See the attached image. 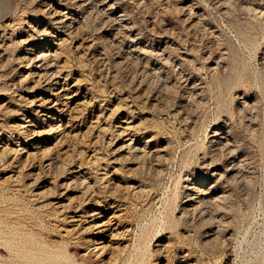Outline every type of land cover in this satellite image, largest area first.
I'll return each instance as SVG.
<instances>
[{"label": "rangeland", "instance_id": "rangeland-1", "mask_svg": "<svg viewBox=\"0 0 264 264\" xmlns=\"http://www.w3.org/2000/svg\"><path fill=\"white\" fill-rule=\"evenodd\" d=\"M77 1L67 7L81 34L62 36L49 22L52 0H0V50L9 51L0 56V264H264V0H113L135 43L92 0ZM48 24L41 43L31 25ZM32 43L55 55L54 69L19 61ZM35 64L60 72L47 80ZM58 88L66 96L52 95ZM46 95L39 113L26 102ZM34 128L40 149L23 137ZM130 136L158 150L160 174L137 159ZM216 170L226 171L215 190L224 200L188 213L185 187L213 185Z\"/></svg>", "mask_w": 264, "mask_h": 264}, {"label": "bare ground", "instance_id": "bare-ground-1", "mask_svg": "<svg viewBox=\"0 0 264 264\" xmlns=\"http://www.w3.org/2000/svg\"><path fill=\"white\" fill-rule=\"evenodd\" d=\"M70 1V0H69ZM73 1V0H72ZM79 1V3L82 5V6H84V5H86V3H83L85 0H78ZM77 1V2H78ZM88 1H90V0H88ZM115 1V0H114ZM117 1V0H116ZM92 2H93V5H92V9L93 8H95V7H101L102 9V11H104L103 13H105V14H107V16L109 17V19H112V21H114V23L116 24V25H118V30L119 31H121V27H123V29L122 30H124V31H121V33L122 32H127V34L129 35V38L131 39V41L132 42H134L135 43V41L137 40V38H138V36H134L133 34H132V31H133V26H131V25H129L128 23V25H125L126 23V21H125V11H124V13H119L118 14V11H117V3L116 2H113V0H92ZM92 2H90L91 4H92ZM52 3L53 4H51V6L52 7H50V11H48L49 12V22H50V24H52V25H54L56 28H58L60 31H61V34L60 35H62V34H67V33H72V32H74L75 33V31L74 30H77L78 29V27L75 25V23H76V21H77V16H78V14L77 13H72V12H70V10H69V8L67 7L68 6V3L69 2H67V0H52ZM118 3H120V2H118ZM49 4V3H48ZM89 4V3H88ZM124 4V3H123ZM121 5V4H120ZM126 5V4H125ZM49 6V5H48ZM78 6H80V5H78ZM90 6V5H89ZM119 6V5H118ZM123 6V5H122ZM87 7V6H86ZM85 7V8H86ZM76 8V7H75ZM91 8V7H90ZM72 9V8H71ZM89 9V8H88ZM123 9V8H122ZM46 10V8L44 9V11ZM91 10V9H90ZM95 10V9H94ZM97 10V9H96ZM100 10V8L98 9V11L97 12H101V11H99ZM82 11H83V13H85V10H83L82 9ZM88 11V10H87ZM92 11V10H91ZM130 11V10H129ZM46 12H47V10H46ZM77 12H79V11H77ZM93 12V11H92ZM96 12V11H95ZM96 12V13H97ZM123 12V11H122ZM102 13V12H101ZM86 14V13H85ZM89 15V14H88ZM87 14H86V16H88ZM91 15H93V14H91ZM125 15V16H124ZM47 16V17H48ZM85 16V20H86V18H87V20H88V17H86ZM183 18V17H182ZM189 18V17H188ZM108 19V20H109ZM86 20V21H87ZM90 20V19H89ZM88 20V21H89ZM107 20V21H108ZM45 21V20H44ZM46 21H48V20H46ZM192 21V20H191ZM31 22V21H30ZM11 23V22H10ZM106 23V22H105ZM123 23H125L124 25H123ZM29 24V23H28ZM83 24V23H82ZM81 24V25H82ZM107 24V23H106ZM110 24V23H109ZM154 24V23H153ZM108 25V24H107ZM111 25V24H110ZM115 25V26H116ZM32 26V28H31V30H32V34L37 38L38 36L39 37H41V36H45V35H47L48 34V28H49V24H48V26L47 27H43V29H41L40 28V26L39 25H31ZM76 26V27H75ZM85 26V25H84ZM5 27V26H4ZM30 27V26H29ZM83 26H81V28H82ZM113 27V26H112ZM135 27V26H134ZM116 28V27H115ZM27 29H28V27H27ZM55 29V28H54ZM110 29H111V26H110ZM81 30V29H80ZM80 30H77L76 32H78V31H80ZM83 30V29H82ZM117 30V31H118ZM162 30V29H161ZM172 30V29H171ZM50 31V30H49ZM67 31H69V32H67ZM117 31H115L116 33H118ZM56 32V31H55ZM140 32V31H139ZM57 33V32H56ZM74 33H72V34H74ZM78 33H80L81 34V31L80 32H78ZM52 35H53V32L51 33ZM71 34V35H72ZM125 34V33H124ZM29 35H31V34H29ZM117 35V34H116ZM141 35V34H140ZM11 36V35H10ZM63 36V35H62ZM115 36V35H114ZM124 36H126V35H124ZM1 37V36H0ZM31 37V36H30ZM88 37V36H87ZM87 37H86V39H87ZM128 37V36H127ZM142 37V36H141ZM32 38H34V37H32ZM31 38V39H32ZM53 38V37H52ZM57 38V37H56ZM60 38V37H59ZM65 38H66V35H65ZM65 38H63V39H65ZM72 38V37H71ZM74 38H75V36H74ZM85 38V37H84ZM140 38V37H139ZM1 39V38H0ZM10 39V38H9ZM29 39V38H28ZM28 39H27V41H28ZM96 39H98V38H96ZM127 39V38H126ZM130 39H128V40H130ZM141 39V38H140ZM143 39V38H142ZM3 40V39H2ZM22 40H24V39H22ZM21 40V41H22ZM35 40V39H34ZM45 40H47V37L46 38H43V37H41L40 38V42L41 43H44L43 41H45ZM50 40V39H49ZM4 41H5V39H4ZM59 41H61V40H59ZM63 41V40H62ZM66 41V40H65ZM87 41V40H86ZM93 41V40H92ZM112 41H114V40H112ZM124 41V40H123ZM12 42V41H11ZM22 42H24V41H22ZM35 42V41H34ZM64 42V41H63ZM91 42V41H90ZM154 42V41H153ZM174 42V41H173ZM10 42H8V44H9ZM25 43V42H24ZM27 43V42H26ZM40 43V44H41ZM95 43V42H94ZM120 43V42H119ZM138 43V42H137ZM143 43V42H142ZM3 45H4V42L2 43ZM27 44H29V43H27ZM33 44V43H32ZM54 44V43H53ZM132 44V43H131ZM144 44V43H143ZM6 45V44H5ZM9 45H11V44H9ZM43 45V44H42ZM79 44H77V46H78ZM81 45V44H80ZM79 45V46H80ZM87 45H88V43H87ZM89 45L90 46H92L91 45V43H89ZM115 45V44H114ZM1 46V45H0ZM7 46V45H6ZM5 46V47H6ZM78 46V47H79ZM90 46H88V47H90ZM129 46H130V44H129ZM139 46V45H138ZM137 46V47H138ZM8 47V46H7ZM134 47H136V45L134 46ZM133 47V48H134ZM136 47V48H137ZM141 47H142V45H141ZM2 48V47H1ZM4 48V47H3ZM2 48V49H3ZM37 43H34L33 45H30V46H27V48L24 50V52H22L21 53V55H19V61H21V62H23V61H27L28 62V64L30 63V64H33L36 60H38V59H43V60H45V63L47 62V67H54L55 65H56V61H55V55H53V57L52 56H49L50 54V50H48V51H50V52H48V54L49 55H47V52H46V54H45V48L44 49H40V51H38L37 50ZM132 48V49H133ZM145 48V47H144ZM5 49V48H4ZM22 49V48H21ZM47 49V48H46ZM78 49V48H77ZM92 49V48H91ZM90 49V50H91ZM8 50V49H7ZM10 50V49H9ZM55 50H57V49H55ZM55 50H54V53H55ZM135 50V49H134ZM138 50H139V48H138ZM144 51L146 50V49H143ZM12 51V50H11ZM101 51V50H100ZM147 51V50H146ZM6 50H0V56H2V55H4V54H6ZM9 52V51H8ZM7 52V53H8ZM38 52V53H37ZM59 52V51H58ZM127 52V51H126ZM143 52V51H142ZM53 53V52H52ZM103 53H105V52H103ZM145 53V52H144ZM143 53V54H144ZM148 53V52H147ZM81 54H83V52L81 53ZM99 54V53H98ZM132 54V53H131ZM10 55V54H9ZM96 55V54H95ZM100 55V54H99ZM135 55H136V53H135ZM146 55V54H145ZM81 55H79V57H80ZM18 57V56H17ZM100 56H98V58H99ZM125 57V56H124ZM127 57V56H126ZM138 57V56H137ZM11 58V57H10ZM57 58H58V56H57ZM81 58V57H80ZM105 58V57H104ZM97 59V58H96ZM2 60V59H1ZM43 60H41V62L43 61ZM95 60V59H94ZM17 61V60H16ZM18 61V62H19ZM95 61H98V60H95ZM104 61V60H103ZM146 61V60H145ZM6 62V61H5ZM40 62V63H41ZM102 62V61H101ZM106 63H107V61H105ZM137 62V61H136ZM142 62V61H141ZM1 63H3V62H1ZM24 63V62H23ZM59 63V62H58ZM95 63H97V62H95ZM103 63V62H102ZM4 64H6V63H4ZM27 64V65H28ZM60 64V63H59ZM99 64V63H98ZM26 65V66H27ZM36 65V64H35ZM37 65H39V64H37ZM36 65V67L39 69V72H41L40 74L42 75V76H45V78H47V80H48V78L49 79H52L53 78V76H56V73L59 71L60 72V68H57V69H55V70H50L49 68L47 69V68H45L46 66H44V69L43 68H41V66L43 65H41V66H37ZM102 65V64H101ZM100 65V66H101ZM4 66V65H3ZM2 65H1V67H3ZM30 66V65H29ZM63 66V65H62ZM107 66V65H106ZM109 66V65H108ZM126 66V65H125ZM31 67V66H30ZM30 67H29V69H30ZM103 68V67H102ZM146 68V67H145ZM32 69V68H31ZM52 69H54V68H52ZM105 69V68H104ZM106 69H108V67L106 68ZM148 69V68H147ZM34 70V69H33ZM109 70H111V69H108V71ZM38 71V70H37ZM107 71V72H108ZM58 72V73H59ZM106 72V73H107ZM109 72H111V71H109ZM113 72V71H112ZM180 72V71H179ZM35 73V72H34ZM43 73V74H42ZM114 73V72H113ZM29 74V73H28ZM111 74V73H110ZM116 74V73H115ZM180 74V73H179ZM31 75V74H30ZM32 75H33V73H32ZM31 75V76H32ZM35 75H37L36 73H35ZM58 75H60V74H58ZM106 75V74H105ZM109 75V74H108ZM28 76V75H27ZM30 76V77H31ZM42 76H38L39 78L41 77V79H42ZM110 76V75H109ZM115 76V75H114ZM125 76V75H124ZM22 77V76H21ZM60 77V76H59ZM112 77V76H111ZM27 78V77H26ZM29 78V77H28ZM152 78V77H151ZM184 78V77H183ZM17 79V78H16ZM44 80V79H43ZM102 80V79H101ZM59 81V80H58ZM185 81V80H184ZM41 82H42V80H41ZM45 82H46V80H45ZM55 82V81H54ZM52 82L51 81V83H50V85H47V87L49 86V88L50 87H54L53 85L57 82ZM30 83V82H29ZM37 84H38V79H37V82H36ZM120 83V82H119ZM134 83V82H133ZM196 83V82H195ZM49 84V83H48ZM187 84H188V82H187ZM33 85H35V84H33ZM33 85H32V87H33ZM192 85V84H191ZM55 86H58V85H55ZM193 86V85H192ZM203 86V85H202ZM31 87V86H30ZM42 87V86H41ZM63 87V86H62ZM201 87V86H200ZM48 88V89H49ZM187 88V87H186ZM193 88H194V86H193ZM59 89V88H58ZM61 89V88H60ZM59 89V91H57V92H55L54 94H52V95H55V97H57L58 99L61 97V96H66V93H64V94H61V91H63V90H60ZM63 89V88H62ZM203 89V88H202ZM34 90V89H33ZM50 90V89H49ZM47 91V90H46ZM51 93H52V91H50ZM68 92V91H67ZM43 93V92H42ZM48 93V92H47ZM6 95V94H5ZM38 95V94H37ZM42 95V94H41ZM54 97V96H53ZM54 97V98H55ZM144 98V97H143ZM26 99H27V103L30 105V106H32V110L33 111H35V112H38L39 113V111H40V107H46L51 101H52V99H50V98H48L47 97V95L46 96H36L35 98H33V99H30V98H27L26 97ZM30 99V100H29ZM65 100V99H64ZM201 100V99H200ZM8 101V100H7ZM60 101V100H59ZM6 102V101H5ZM23 102H25L24 100H23ZM58 102V101H57ZM189 102V101H188ZM52 103V102H51ZM26 105V104H25ZM10 106V105H9ZM8 106V107H9ZM34 106V107H33ZM246 106V105H245ZM38 107H39V109H38ZM28 108H29V106H28ZM31 108V107H30ZM5 109V108H4ZM46 109V108H45ZM43 110V109H42ZM6 111H8L7 110V108H6ZM22 111V110H21ZM8 112H10V111H8ZM30 112V111H29ZM38 113H35L36 115L38 114ZM35 115V116H36ZM41 115V114H40ZM29 116H31V115H29ZM33 116V115H32ZM42 116H44L43 114H42ZM36 118V117H35ZM26 119V118H25ZM37 119V118H36ZM43 119V118H42ZM127 119V118H126ZM46 120V119H45ZM121 120H122V118H121ZM26 121V120H25ZM27 121H31V120H27ZM37 121V120H36ZM41 121H44V120H41ZM40 121V122H41ZM34 122V121H33ZM48 121H46V123H47ZM127 122V121H126ZM43 123V122H42ZM45 123V122H44ZM123 123V122H122ZM9 124V123H8ZM20 125H22L21 123H19ZM30 124V123H29ZM33 124V123H32ZM39 124V123H38ZM49 124H51V123H49ZM11 125V124H10ZM23 125H24V123H23ZM122 125V124H121ZM120 125V126H121ZM16 126V125H15ZM25 126H26V124H25ZM39 126V125H38ZM50 126V125H49ZM53 126V125H52ZM56 126V125H55ZM54 126V127H55ZM53 127V128H54ZM113 127V126H112ZM127 128H128V126H126ZM9 128V127H8ZM7 128V129H8ZM12 128V127H11ZM22 128V127H21ZM24 128V127H23ZM26 128V127H25ZM43 128V127H42ZM41 128V129H42ZM48 128V127H47ZM119 128V127H118ZM118 128H117V130H118ZM123 128V127H122ZM12 129H14V128H12ZM46 129V128H45ZM50 129H52V128H50ZM129 129V128H128ZM27 131H25L24 133H26L25 135H24V133H23V137H29L30 136V138H29V140H28V142L30 143V144H28V145H30V146H33L34 148H39L40 147V142H42V141H40L41 139H38L39 141H37V139H36V137H35V135H36V133H40V134H42V130L39 132V130H38V132H36V130H35V128L34 129H26ZM127 129H122L121 130V133L123 134V133H125V131H126ZM222 130V129H221ZM1 131V130H0ZM13 131H15V129L13 130ZM12 131V132H13ZM22 131H23V129H22ZM223 131V130H222ZM8 132V131H7ZM47 132V131H46ZM116 132V131H115ZM221 132V131H220ZM219 131H215L214 132V138H215V142H220L221 141V139L222 138H225L226 136H224V134L222 135V136H220L219 135V133H220ZM19 133V132H18ZM45 133V132H44ZM120 133V132H119ZM120 133V134H121ZM127 133V132H126ZM126 133H125V135H126ZM228 133V132H227ZM39 134V135H40ZM48 134H50V133H48ZM55 134V133H54ZM226 134V133H225ZM52 135V134H51ZM64 135V134H63ZM118 135V134H117ZM131 135V134H130ZM227 135V134H226ZM61 136V135H60ZM109 136V135H108ZM129 136V135H128ZM41 137V136H40ZM120 137V136H119ZM169 137V136H168ZM42 138V137H41ZM59 138H61V137H59ZM62 138H63V136H62ZM117 138V137H116ZM28 139V138H27ZM43 139V138H42ZM52 139V138H51ZM64 139H66V136H65V138H63V140ZM128 140H130V142L128 143L127 142V145L129 144L130 146L129 147H131L134 151H135V155H136V157H137V159L139 160H141V159H146V158H149V160H150V162H152V163H154L155 164V170H156V173L157 172H159V174H160V172H161V169H159V166H161V162L163 161V158H162V161H160V154L157 152V151H155V150H153V151H151V149H148L147 148V146L146 145H144V146H139V145H137V144H135V142H136V138L135 137H133V136H130L129 138H127ZM145 139V138H144ZM212 139V138H211ZM228 139H229V137H228ZM25 140V139H24ZM222 140H224V139H222ZM232 140V139H231ZM59 141V140H58ZM61 141V140H60ZM227 142V141H226ZM229 142H230V140H229ZM43 143V142H42ZM47 143V142H46ZM231 143V142H230ZM49 144V143H48ZM107 144V143H106ZM231 144H233V143H231ZM230 144L229 143H224L223 144V146H225V149L228 151V153H229V156L230 157H234V155H233V152H232V148H230V146H229ZM47 146V145H46ZM220 146V145H219ZM232 146V145H231ZM236 146V145H235ZM25 148V147H24ZM41 148V147H40ZM39 148V149H40ZM49 149H50V147H48ZM47 148V149H48ZM15 149V148H14ZM37 149L35 150V151H37ZM43 149V148H42ZM115 149V148H114ZM164 150H166L165 148H163ZM162 149V150H163ZM222 149V148H221ZM225 149H223V150H225ZM16 150V149H15ZM51 150V149H50ZM74 150V149H73ZM160 150V149H159ZM19 151V150H18ZM20 151H22V150H20ZM43 151V150H42ZM236 151V150H235ZM16 152H17V150H16ZM39 152H41V151H39ZM38 152V153H39ZM80 152V151H79ZM161 152V151H160ZM166 152H167V150H166ZM238 152V151H237ZM37 153V154H38ZM42 153V152H41ZM165 153V152H164ZM28 154V153H27ZM34 154H35V152H34ZM79 154V153H78ZM97 154V153H96ZM161 154H163V153H161ZM235 154V153H234ZM224 155V154H223ZM78 156H81V153H80V155H77V157ZM162 156H164V155H161V157ZM236 157V156H235ZM239 157V156H238ZM244 158V157H243ZM204 159V158H203ZM227 159V158H226ZM51 160V159H50ZM165 160V159H164ZM240 160V159H239ZM72 161H73V159H72ZM72 161H71V163H72ZM87 161V160H86ZM143 161V160H142ZM154 161V162H153ZM205 161V160H204ZM231 161V160H230ZM140 162V161H139ZM149 162V161H148ZM212 162V161H211ZM235 162V159H234V161H233V163ZM240 162V161H239ZM46 163V162H45ZM227 163V162H226ZM51 164H52V162H50L49 161V163L47 164H44L47 168H49V167H51ZM57 164V163H56ZM75 164V163H74ZM143 164H146L145 163V161L143 162ZM239 164V163H238ZM78 165H80V164H78ZM77 165V166H78ZM212 165V163L209 165V166H211ZM232 165V164H231ZM235 165H237L236 164V162L234 163V166H232V167H230L229 169L230 170H233L234 169V167H236ZM43 166V165H42ZM53 166H54V164H53ZM52 166V167H53ZM56 166V165H55ZM66 166V165H65ZM70 166H71V164H70ZM205 166V165H204ZM228 166V165H227ZM230 166V165H229ZM74 167V166H73ZM80 167H81V165H80ZM162 167V166H161ZM77 168V167H76ZM226 169H227V167H225ZM239 168V167H238ZM53 169V168H52ZM72 169V168H71ZM70 169V170H71ZM209 169V168H208ZM216 169V168H215ZM214 169V170H215ZM51 170V168L49 169V171ZM67 171H68V169H66ZM207 170V169H206ZM220 170V169H219ZM228 170V169H227ZM237 170V169H236ZM73 172L75 171V169H73L72 170ZM76 171H79L78 170V168H77V170ZM210 171V170H209ZM238 171V170H237ZM240 171V170H239ZM239 171H238V173H239ZM69 172V171H68ZM80 172V171H79ZM222 172V171H221ZM221 172H217V170L216 171H214V172H212V176H213V179H214V184L213 185H209V187H204V184L203 185H201L200 184V182L198 181V180H196V181H192V182H190L186 187H185V191H184V189H183V191H184V200H183V203H184V209L188 212V213H190V212H197L199 209H200V207L205 203V202H208V203H215V205H217V203H219V202H222L223 200H224V198H225V195H227L226 193H225V190H223L222 188H221V190H219V194L218 193H216L215 192V190L218 188V184L220 183V185H221V182H220V179H222L221 177L225 174L224 172H226L225 170H224V174L223 173H221ZM43 173V172H42ZM50 173V172H49ZM107 173V172H106ZM230 173V172H229ZM16 174V173H15ZM79 174V173H78ZM80 174H84V173H80ZM162 174V173H161ZM194 174V173H193ZM227 174V173H226ZM232 174V173H231ZM69 175V174H68ZM107 175V174H106ZM235 175V174H234ZM54 176V175H53ZM71 176V175H70ZM69 176V177H70ZM105 176V175H104ZM236 176V175H235ZM37 177H39V175H36V178ZM90 177V176H89ZM226 177V176H225ZM35 178V177H34ZM59 178V177H58ZM82 178H83V176H82ZM228 178V177H227ZM73 179V178H72ZM79 179V178H78ZM77 179V180H78ZM85 178H83V180H84ZM90 179V178H89ZM92 179V178H91ZM105 179V178H104ZM103 178H102V180H104ZM187 179H189V178H187ZM237 179V178H236ZM235 179V180H236ZM36 180V179H35ZM51 180V179H50ZM58 180V179H57ZM69 180V179H68ZM79 180H81V179H79ZM95 180V179H94ZM99 180V178H97V181ZM194 180V179H193ZM210 180H211V178H210ZM225 180V179H224ZM228 180V179H227ZM230 180V179H229ZM48 181V180H47ZM61 181V180H60ZM74 181V180H73ZM106 181H107V178H106ZM191 181V180H190ZM209 181V180H208ZM43 182V181H42ZM53 182V181H52ZM58 182V181H57ZM79 182V181H78ZM83 182V181H82ZM87 182H88V180H87ZM99 182V181H98ZM109 182V181H108ZM202 182V181H201ZM206 182V181H205ZM227 182V181H226ZM72 183V182H71ZM91 184H92V182H90ZM96 183V182H95ZM94 183V184H95ZM203 183V182H202ZM61 184V183H60ZM93 184V185H94ZM97 184V183H96ZM212 184V183H211ZM98 185V184H97ZM144 185V184H143ZM206 185V184H205ZM58 186V185H57ZM64 186V185H63ZM66 186V185H65ZM95 186V185H94ZM118 186V185H117ZM88 187V186H87ZM92 187V186H91ZM97 187V186H96ZM96 187H94V188H96ZM54 188H56V187H54ZM65 188V187H64ZM103 188V187H102ZM134 188V187H133ZM214 188V189H213ZM220 188V187H219ZM218 188V189H219ZM226 188V187H225ZM61 189V188H60ZM227 189V188H226ZM57 190V189H56ZM64 190V189H63ZM62 190V191H63ZM96 190V189H95ZM223 190V191H222ZM228 190V189H227ZM84 192L83 193H85L86 191L85 190H83ZM218 191V190H217ZM229 191H232V190H230L229 189ZM228 191V193H230ZM60 192V191H59ZM95 193V192H94ZM37 194H38V192H37ZM60 194V193H59ZM64 194V193H63ZM231 194V193H230ZM85 195V194H84ZM232 195V194H231ZM23 196V195H22ZM65 196V195H64ZM83 196V195H82ZM87 196V195H86ZM61 197V196H60ZM102 197V196H101ZM86 198V197H85ZM3 199V198H2ZM228 199V198H227ZM89 200V199H88ZM11 201V200H10ZM93 201V200H92ZM93 203H95L94 201H93ZM115 203H116V201H115ZM58 204H60V202L58 203ZM66 204V203H65ZM96 204V203H95ZM61 205V204H60ZM81 205V204H80ZM83 205H86V203L84 202L83 203ZM210 205V204H209ZM233 205V204H232ZM231 205V206H232ZM79 206V205H78ZM66 207V206H65ZM81 207V206H80ZM91 207V206H90ZM211 207V206H210ZM224 207V206H223ZM227 207V206H226ZM67 208H68V206H67ZM83 208V207H82ZM218 208V207H217ZM65 209V208H64ZM76 209V208H75ZM229 209H230V207H229ZM232 209V208H231ZM230 209V210H231ZM61 210H63V209H61ZM78 211H79V209H77ZM76 210V211H77ZM92 210H94V209H92ZM215 210V209H214ZM224 210V209H223ZM29 211V210H28ZM93 212V211H92ZM215 212V211H214ZM213 212V213H214ZM219 212V211H218ZM221 212V211H220ZM227 212V211H226ZM95 213H97V212H95ZM201 213L203 214V211H201ZM207 213H208V211H207ZM211 213H212V210H211ZM212 213V214H213ZM199 214V213H198ZM73 215V214H72ZM91 215V214H90ZM93 215V214H92ZM183 215V214H182ZM186 215V214H185ZM203 215H205V214H203ZM210 215V214H209ZM226 215V214H225ZM188 216V215H187ZM186 216V217H187ZM206 216V215H205ZM215 216V215H214ZM78 217V216H77ZM182 217H184V216H182ZM206 217H208V216H206ZM211 217H213V216H211ZM217 217V216H216ZM222 217V216H221ZM224 217V216H223ZM227 217V216H226ZM193 218V217H192ZM201 218V217H200ZM204 218V217H203ZM218 218V217H217ZM202 219V218H201ZM183 220V219H182ZM193 220V219H192ZM203 220V219H202ZM206 220H208V219H206ZM213 220V219H212ZM215 220H216V218H215ZM225 220L226 219H224V222H225ZM205 221V220H204ZM209 221H211L210 220V218H209ZM214 221V220H213ZM218 221V220H217ZM223 221V220H222ZM203 222V221H202ZM216 222V221H215ZM219 222V221H218ZM224 222H223V224H224ZM221 223V222H220ZM219 223V224H220ZM217 224V223H216ZM218 224V225H219ZM222 224V223H221ZM222 224V225H223ZM37 225V224H36ZM213 225H214V222H213ZM3 226V225H2ZM212 226V225H211ZM217 226V225H216ZM220 226V225H219ZM21 227V226H20ZM221 227H223V226H221ZM224 228H226V226L224 227ZM229 228V227H228ZM215 229V228H214ZM220 230L221 228H217V230ZM216 230V229H215ZM225 229H223L222 231H224ZM188 231V230H187ZM221 231V232H222ZM228 231V230H227ZM13 232V231H12ZM23 232V231H22ZM216 232V231H215ZM220 232V233H221ZM208 233H210V232H208ZM217 233V232H216ZM219 233V232H218ZM219 233V234H220ZM223 233V232H222ZM7 234V233H6ZM39 234V233H38ZM212 234V233H211ZM215 234V233H214ZM226 234V233H225ZM218 235V234H217ZM213 236H216V235H213ZM219 236V235H218ZM224 236V233H223V235H222V237ZM45 237V236H44ZM19 238V237H18ZM29 238H31V236L29 237ZM209 238V237H208ZM215 238V237H214ZM1 239V238H0ZM17 239V238H16ZM19 239H21V238H19ZM210 239V238H209ZM18 240V239H17ZM16 240V241H17ZM32 240V239H31ZM23 241V240H22ZM38 241V240H37ZM194 241V240H193ZM9 242V241H8ZM25 242V241H24ZM28 242V241H27ZM30 242V241H29ZM23 243V242H22ZM36 243V242H35ZM41 243V242H40ZM222 243H224V242H222ZM1 244V243H0ZM25 244V243H24ZM27 244V243H26ZM32 244V243H31ZM34 244V243H33ZM42 244V243H41ZM15 245V244H14ZM16 245H18V244H16ZM21 245H23V244H21ZM30 245V244H29ZM38 245H39V243H38ZM44 244H42V245H40L41 247L43 246ZM47 245V244H46ZM229 245H230V243H229ZM6 246V245H5ZM45 246V245H44ZM43 246V247H44ZM22 247V246H21ZM28 247V246H27ZM30 247V246H29ZM39 247V246H38ZM46 247V246H45ZM19 248H20V246H19ZM18 248V249H19ZM34 248V247H33ZM50 248V247H49ZM166 248V247H165ZM29 249V248H28ZM31 249V248H30ZM37 249V248H36ZM42 249H44L45 250V248H42ZM51 249H54V248H52L51 247ZM56 249V248H55ZM139 249V248H138ZM16 250V249H15ZM48 250V249H47ZM17 251V250H16ZM18 251H20V250H18ZM27 251V250H26ZM31 251H32V249H31ZM31 251H29V253L28 252H26V253H28V254H30V252ZM33 251H35V250H33ZM37 251V250H36ZM40 251V250H39ZM57 251V250H56ZM61 251V250H60ZM50 252V251H49ZM52 252H54L53 250H52ZM58 252V251H57ZM19 253V252H18ZM38 253V252H37ZM62 253H64V252H62ZM45 254V253H44ZM53 253H51V255H52ZM40 255H43V254H40ZM39 255V256H40ZM47 255H50L49 253H47ZM53 255H59L58 253L57 254H53ZM158 255V254H157ZM189 255V254H188ZM23 256H26V257H28L27 255H24L23 254ZM31 255H29V257H30ZM33 256V255H32ZM61 256H63V255H61ZM61 256H60V258H61ZM66 256V255H65ZM69 256V255H68ZM68 256H66V257H68ZM22 257V256H21ZM40 257H42V256H40ZM50 257V256H49ZM56 257V256H55ZM64 257V256H63ZM20 258V257H19ZM46 258V257H45ZM48 258V257H47ZM59 258V259H60ZM69 258V257H68ZM40 260H41V258H39ZM62 259V258H61ZM47 260V259H46ZM70 260V259H69ZM20 261H22V260H20ZM35 262V261H34ZM83 262V261H82ZM24 264V263H23ZM28 264V263H27ZM32 264H34V263H32ZM40 264H59V262L57 261V259H54L53 257H51L48 261H45V262H42V260H41V263ZM190 264H192V263H190Z\"/></svg>", "mask_w": 264, "mask_h": 264}]
</instances>
